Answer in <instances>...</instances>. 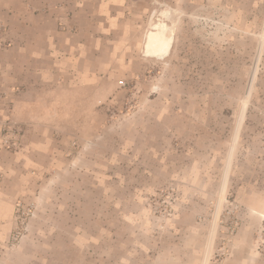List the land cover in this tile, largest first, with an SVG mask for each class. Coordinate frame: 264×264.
<instances>
[{
  "label": "rangeland",
  "instance_id": "obj_1",
  "mask_svg": "<svg viewBox=\"0 0 264 264\" xmlns=\"http://www.w3.org/2000/svg\"><path fill=\"white\" fill-rule=\"evenodd\" d=\"M6 1L0 152L49 155L10 163L30 188L0 264H264V0H27L60 52L91 32V107L52 76L24 86L23 38L42 29L8 19ZM63 83L58 108L25 111L23 95ZM40 115L57 122L41 133L27 122Z\"/></svg>",
  "mask_w": 264,
  "mask_h": 264
},
{
  "label": "crops",
  "instance_id": "obj_2",
  "mask_svg": "<svg viewBox=\"0 0 264 264\" xmlns=\"http://www.w3.org/2000/svg\"><path fill=\"white\" fill-rule=\"evenodd\" d=\"M19 0H7L6 2H3L4 4H7L9 12L12 14V16L8 17V19H18L20 20V23L25 32L29 30L32 32L33 28H41L42 29V35L38 36V38L34 41H32L31 35H28V39H25V43L28 44L27 49L25 48L22 52H24L23 56L21 57L25 61V66L23 68L25 72V79L23 80L24 86L31 83L32 81H36L37 78H40L43 80V78H48L49 76H52V78L55 79V81H64L67 85L66 88L73 89V92L71 93V97L74 100H78V105L74 104L76 107H84L86 105V102H89V106L91 107V32L85 31V30H79L78 34L75 36V40L68 41V47L69 49H72V51H65L66 54H64L62 51V47L58 46L55 47L54 45L50 46L52 43H55L54 40H57V38H51L49 39L48 32H47V17L46 20H35L36 12L29 10V5L27 0H20V6L21 9L18 11L16 10L15 6H13L14 2ZM12 9V10H11ZM23 12V13H21ZM10 15V14H9ZM17 15L19 16L17 18ZM21 18H23L21 20ZM90 19V18H89ZM55 22H58L55 21ZM61 35V34H60ZM18 37V38H17ZM20 35L15 34L13 35V40L17 43L20 42L19 39ZM63 38V35H62ZM17 39V41H16ZM53 40V41H52ZM40 44V48L36 49V46ZM58 49L59 51L55 50ZM65 49V47H64ZM16 53V50L13 49ZM9 55H13L12 52L8 51ZM20 56V55H13ZM29 67V68H28ZM37 77V78H35ZM13 78V77H12ZM15 78V76H14ZM35 78V79H34ZM34 79V80H33ZM43 84V82H42ZM40 85L38 91L40 92L39 95H36V101L31 99V96L28 98L27 95H23L24 100V106L27 107L25 111H28L33 106H36L38 109L41 108H58V105L55 103V96L57 92H59L61 89L64 88L56 87V90H54V87L45 88V86ZM28 86V85H27ZM32 86H30L31 89ZM36 87V86H35ZM34 87V88H35ZM37 88V87H36ZM35 88V92L37 89ZM45 89H48L51 93H48L47 96L49 98H53L51 100H44L42 96H44ZM76 94L80 95L82 94V98L79 96L76 97ZM86 94V96H85ZM72 100V99H71ZM81 100V101H80ZM81 103V104H80ZM73 106V104H72ZM27 122L34 123L41 125L40 132L43 133L42 126L44 124H53L56 123L57 120L54 117H50L48 115H40L36 116L35 118L30 117V119H27ZM49 126V125H48ZM37 147H30L29 150L24 152L22 154L24 156V161L19 160V163H17L16 158L17 156L13 155L12 153L8 151H1L0 156L2 158V161H0V242H6L9 240L11 236V232L13 229V221H14V211H15V203L19 199H23L24 197H27V190H29L30 186H26V183H14L10 181V175L8 173L12 172V165L10 163H13L16 165H22L23 169L25 168H32L36 166L38 161L40 160V167L42 166V160L36 159L37 153L41 156H47L48 151L46 148L40 147L39 151L36 153ZM34 152V153H32ZM34 157V158H33ZM38 166V165H37ZM29 171V170H28ZM29 187V188H28ZM4 246V245H0Z\"/></svg>",
  "mask_w": 264,
  "mask_h": 264
},
{
  "label": "bare ground",
  "instance_id": "obj_3",
  "mask_svg": "<svg viewBox=\"0 0 264 264\" xmlns=\"http://www.w3.org/2000/svg\"><path fill=\"white\" fill-rule=\"evenodd\" d=\"M165 35H166L165 32L162 30H158L157 33H150L148 35L147 41H146V50L147 51L159 50V48H161L162 45L166 42V36ZM239 130H240V127H239ZM236 142H237V135L235 136L233 143L236 144ZM231 157H232V153L230 155V160H231Z\"/></svg>",
  "mask_w": 264,
  "mask_h": 264
},
{
  "label": "built area",
  "instance_id": "obj_4",
  "mask_svg": "<svg viewBox=\"0 0 264 264\" xmlns=\"http://www.w3.org/2000/svg\"><path fill=\"white\" fill-rule=\"evenodd\" d=\"M20 235H21L20 232L15 233V235L13 236V240H18Z\"/></svg>",
  "mask_w": 264,
  "mask_h": 264
}]
</instances>
